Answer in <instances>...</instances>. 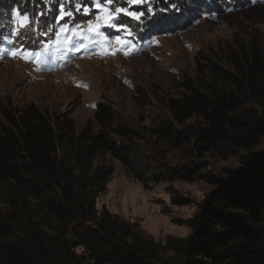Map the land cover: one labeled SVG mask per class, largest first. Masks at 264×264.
Masks as SVG:
<instances>
[{"label":"trees","instance_id":"1","mask_svg":"<svg viewBox=\"0 0 264 264\" xmlns=\"http://www.w3.org/2000/svg\"><path fill=\"white\" fill-rule=\"evenodd\" d=\"M242 1L153 0L154 11H168L157 12L152 21L161 14L169 21L185 18L181 26L170 23L173 33ZM123 21L134 27L131 18ZM235 44L228 47V67L198 57V78L183 83L181 98L167 101L171 119L148 129L151 138L169 139L166 129L173 128L199 154L214 152L223 159L261 144L264 31ZM0 113V264H264V153L243 156V169L227 171V179L209 178L217 191L201 215L184 222L192 234L163 245L136 224L106 209L98 211L113 168H95L96 156L110 153L144 185L195 176L167 164L149 173L143 160L148 140L118 124L111 105L98 103L95 121L88 120L79 134L73 119L53 121L34 104L15 108L8 101ZM191 119L197 123L178 129ZM173 202L190 204L182 197Z\"/></svg>","mask_w":264,"mask_h":264},{"label":"rangeland","instance_id":"2","mask_svg":"<svg viewBox=\"0 0 264 264\" xmlns=\"http://www.w3.org/2000/svg\"><path fill=\"white\" fill-rule=\"evenodd\" d=\"M0 1V106H6L8 101L15 108L34 104L53 121L57 117L73 119L79 134L88 120L95 121L97 104L107 103L113 107L118 124L135 129L150 143H146L148 153L143 157L149 173L167 164L192 171L195 176L192 181H150L144 185L110 153L101 152L96 156L95 168L110 166L113 174L98 198L99 212L106 209L136 224L163 245L170 238L186 239L192 229L184 222L201 215L209 195L217 191L209 178L227 179V171L239 173L243 169V156L264 153L263 139L254 150L239 149L226 159L214 152L201 155L192 143L179 138L176 129H166L169 139L151 138L148 130L171 119L167 101L181 98L183 83L198 78L201 54L228 67V47H235V40L248 42L256 31H264V0H243L224 14L204 15L173 33L170 25L174 22L181 26L185 18L172 16L169 21L161 14L152 21L157 12H162L148 15L147 8L152 7L153 0L145 5L115 0L110 11L116 7L143 9L147 17L141 21L131 18L134 27L128 24L121 36L125 45L116 42V33L111 29L90 31L86 22L75 29L76 36L68 31L57 38L68 19L55 23L61 0H16L8 5ZM70 6L74 8L72 0L65 9ZM15 8L27 10L29 15L43 8L46 14L37 16L38 22L18 36L13 32L17 27L13 24ZM87 19L75 16V21ZM73 22L68 23L69 28ZM45 25L52 29L47 34ZM72 40L80 42L79 50L69 51ZM21 45L27 51L24 56L18 53L14 57L11 53L18 52ZM196 123L191 119L185 126L178 125V129L185 130ZM93 131H99L96 123ZM178 197L190 204H175L173 199Z\"/></svg>","mask_w":264,"mask_h":264},{"label":"snow or ice","instance_id":"3","mask_svg":"<svg viewBox=\"0 0 264 264\" xmlns=\"http://www.w3.org/2000/svg\"><path fill=\"white\" fill-rule=\"evenodd\" d=\"M41 2V0H38ZM44 2H52V0H44ZM70 0H61L58 15L55 18V23L59 24L60 21L65 20L67 17V21L63 25H61L60 29L57 32V38L59 37V33L71 31L73 36H76L75 29L79 28L82 23H87L89 25V30H93V28L99 29L100 27H104L107 29H111L116 33L115 40L120 45H125V40L121 38L124 35V29L127 28L126 22L122 20V16L133 18L136 21H141L142 17L145 16L144 10H136L131 11L127 7H116L114 11H110L109 6L113 5L115 0H79V2H75L73 7H68L65 9V5L68 4ZM128 4L131 5H145L148 3V0H127ZM162 11H168V9H162ZM147 13L149 16L154 15V9L152 7L147 8ZM45 11L43 8L38 9L37 12H34L32 15H29L27 10H22L20 8L13 9V24L17 25V27L13 28L14 34L20 36L25 30L29 29L34 23L37 21V16L45 15ZM77 14L88 17L87 21H75V16ZM70 21H74L72 23V27H68V23ZM51 25H45V34L51 31ZM131 35V33H128ZM80 42L78 40H72L70 43L69 51L72 49L79 50ZM27 51L23 47L20 46L18 52L14 51L11 54L15 57L18 53L21 56H24V53ZM115 54V53H112Z\"/></svg>","mask_w":264,"mask_h":264}]
</instances>
